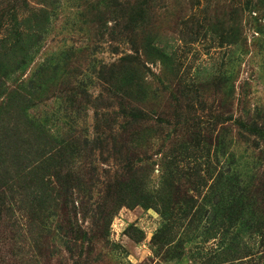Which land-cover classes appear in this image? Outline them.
<instances>
[{
	"label": "rangeland",
	"instance_id": "374dc122",
	"mask_svg": "<svg viewBox=\"0 0 264 264\" xmlns=\"http://www.w3.org/2000/svg\"><path fill=\"white\" fill-rule=\"evenodd\" d=\"M116 1L0 0V264H264V0Z\"/></svg>",
	"mask_w": 264,
	"mask_h": 264
},
{
	"label": "trees",
	"instance_id": "16d2710c",
	"mask_svg": "<svg viewBox=\"0 0 264 264\" xmlns=\"http://www.w3.org/2000/svg\"><path fill=\"white\" fill-rule=\"evenodd\" d=\"M111 1H113L112 6L115 7L117 1L116 0H111ZM253 118H257V116L255 115V117H253ZM250 126H252V127H247V131H250V132L255 133V134L260 133L259 130L261 129V126H258L256 122H254V121L250 122ZM118 184L119 183H114V186H115L114 191H113V195L115 197L114 203H119L118 201L120 200V188H119Z\"/></svg>",
	"mask_w": 264,
	"mask_h": 264
}]
</instances>
